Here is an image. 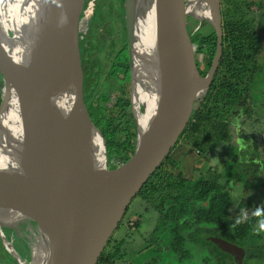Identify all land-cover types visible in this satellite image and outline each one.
<instances>
[{
	"label": "water",
	"instance_id": "95a60500",
	"mask_svg": "<svg viewBox=\"0 0 264 264\" xmlns=\"http://www.w3.org/2000/svg\"><path fill=\"white\" fill-rule=\"evenodd\" d=\"M166 1L127 0L134 155L126 167L109 172L105 138L84 102L79 27L86 0H0V196L7 197L0 203V239L17 264H97L131 202L179 138L189 105L207 94L223 52L221 0H202L203 15L185 12V20L210 24L218 37L200 87L186 80L191 64L174 73L189 49L174 53L193 31L178 36L188 24L158 37L151 50ZM22 78L39 127L35 140L25 134L16 143L9 119ZM31 219L42 222L45 235L32 250L21 236ZM212 240L244 256L242 248Z\"/></svg>",
	"mask_w": 264,
	"mask_h": 264
},
{
	"label": "trees",
	"instance_id": "16d2710c",
	"mask_svg": "<svg viewBox=\"0 0 264 264\" xmlns=\"http://www.w3.org/2000/svg\"><path fill=\"white\" fill-rule=\"evenodd\" d=\"M114 1V0H113ZM107 12L111 20L108 36H98L99 54L96 69L88 65V54L94 47V34L104 21V15L92 17V23L83 39H80V53L84 72V102L92 122L102 132L107 149L109 172L119 171L131 163L134 155L136 124L130 102V66L127 36V0H116ZM87 3V2H86ZM223 24V52L207 94L189 105V114L181 126L179 138L169 153L160 162L136 197L146 202L159 213L157 229H163L164 249L177 254L181 260L192 259L190 245H202L201 264H225L230 255L221 251L208 237L220 234L230 241L246 246L244 264L250 260H264V208L255 216L246 219L231 214L232 194L220 178H232L250 187L249 177L256 178L258 167L233 159L225 163L223 173L208 178L199 175L188 178L182 170L175 171L173 152L179 144L190 146L199 155L211 153L213 148L230 138V119L245 106L246 112L254 110L253 87L257 76L264 74V0H221ZM106 15V14H105ZM188 34L187 41L178 48L187 50L195 47L203 55L198 64H191L186 70V80L200 87L211 68L217 51V34L206 23ZM188 25L185 34L190 29ZM205 30L203 31V29ZM81 35V33H79ZM110 42L107 44V40ZM111 47V51L106 50ZM174 55V54H173ZM120 85L117 101L109 102V89ZM4 92L3 78L0 81V103ZM257 154L258 146L252 145ZM229 153L237 156L238 147L229 144ZM254 154V156H256ZM250 165V166H249ZM135 197V198H136ZM251 206L249 201H238L237 211ZM130 206L126 210L129 212ZM125 214V216H126ZM125 218V217H124ZM121 221L118 229L123 225ZM126 240L108 241L97 264H116L124 261L122 251ZM10 262H17L3 247ZM204 254V255H203ZM7 258V259H8ZM0 257V264H4ZM7 263V261H5ZM144 264H160L152 258Z\"/></svg>",
	"mask_w": 264,
	"mask_h": 264
},
{
	"label": "rangeland",
	"instance_id": "374dc122",
	"mask_svg": "<svg viewBox=\"0 0 264 264\" xmlns=\"http://www.w3.org/2000/svg\"><path fill=\"white\" fill-rule=\"evenodd\" d=\"M259 1V0H252ZM98 3V1L96 0ZM104 10L111 9V0H102ZM96 4L94 10L96 11ZM102 6L98 8V17L102 16ZM106 15V23H102L98 26V33L94 34L95 40L93 41L94 47L91 48L88 54V65L94 70L97 67L98 56L103 54L99 50V38L98 36H108V28L110 29L111 21ZM92 16V14L90 15ZM89 16V17H90ZM85 17V18H89ZM84 21V22H83ZM87 21L81 20L80 24H84ZM107 24V25H106ZM183 31L178 32V36L185 33ZM264 38V37H263ZM110 39L107 40V44ZM264 47V41H263ZM107 51H111V47L106 46ZM104 55V54H103ZM203 59L201 53L196 52L195 47H190L188 51L181 57L178 61L176 70L174 73L183 71L188 64H198V61ZM120 85H116L114 89H109L107 94H109V102L114 103L117 101V94L120 92ZM253 101L254 110L252 114H248L245 110L248 107L242 108L230 119V138L227 142L220 144L219 146L213 148L210 154L206 156L199 155L198 151L190 146L184 144H179L176 150L173 152V161L176 162L175 171L182 170L183 173L188 178H196L199 175H204V177L212 178L214 175V170L222 172L223 166L221 161L225 158V152L227 151L228 144L235 143L240 145L242 151L247 150V152L252 151V145H257L260 151V160L264 167V74L257 76L256 84L253 87ZM264 171V168L262 169ZM264 173V172H263ZM221 175V174H220ZM264 183V181L262 182ZM261 182L256 186L257 189L254 194H245L244 186L240 183H236L233 186V200L242 201L243 199H253L257 203L264 204V188L261 187ZM231 188V187H230ZM231 189V190H232ZM236 207V204H234ZM251 208L244 209L245 214H250ZM159 224V213L155 211L146 202L141 200L139 197L133 199L130 204V210L126 214L123 225L120 226L113 234L114 240H126V249L128 251L127 259L131 260V264H144L150 257L158 256L160 257V264H181L177 260V256L173 255L172 252H167L164 249V234L163 229H157ZM202 245H190L192 249V255L198 256L202 255ZM0 257L7 259L5 252L0 248ZM9 259V258H8ZM199 256L191 263L185 264H199ZM252 264H264V260H250ZM4 264H14L13 262L4 261ZM116 264H126L124 261H119Z\"/></svg>",
	"mask_w": 264,
	"mask_h": 264
},
{
	"label": "bare ground",
	"instance_id": "6f19581e",
	"mask_svg": "<svg viewBox=\"0 0 264 264\" xmlns=\"http://www.w3.org/2000/svg\"><path fill=\"white\" fill-rule=\"evenodd\" d=\"M166 2L167 4L164 10L165 16L161 22V28L159 31L156 29L152 33V52L155 50L154 48L156 47L158 37L171 33L184 24L192 25V30H197L201 24L193 18L185 20V12L188 10L194 12L196 15H203L207 6L202 0H190L189 4L188 1L184 2L182 0H169ZM19 88L22 91L20 101L18 99L17 106L13 113H11L9 119L10 126L14 129L12 139L16 143L23 140L25 134H28L31 141L35 140L39 127V117L33 104V98L26 95L28 93V83L25 78L21 79ZM3 174L1 173L2 176ZM9 184H11L10 181ZM2 191L7 190L2 189ZM6 198V194L2 193L0 196V203L2 205L6 201ZM41 224L42 222L31 219L23 230L21 235L22 242L27 249L32 250L37 248L45 240Z\"/></svg>",
	"mask_w": 264,
	"mask_h": 264
},
{
	"label": "flooded vegetation",
	"instance_id": "af4514ba",
	"mask_svg": "<svg viewBox=\"0 0 264 264\" xmlns=\"http://www.w3.org/2000/svg\"><path fill=\"white\" fill-rule=\"evenodd\" d=\"M98 1V3L96 2V6L99 4V5H101L102 6V12L104 11V16H105V13H106V11H108V10H104V8H103V5L101 4V1L102 0H97ZM112 2H114V5L116 6L117 5V1L116 0H111V3ZM97 8V7H96ZM95 8V9H96ZM221 9H222V6H221ZM96 15V11L94 10V12H93V14H92V16H90L88 19L87 18H85V16H83L82 15V18H81V20H86L87 22L86 23H84V24H80V27H79V33H81V35H79V45H80V39H83L84 37H85V35L87 34V32H88V28H89V26L91 25V23H92V17H94ZM102 15V14H101ZM223 18V17H222ZM111 21V20H110ZM81 22V21H80ZM84 22V21H83ZM105 22V21H104ZM106 23V22H105ZM206 23H202L200 26H199V28L202 26V27H205L206 25H205ZM107 25V24H106ZM190 27L192 28V25H190ZM198 28V29H199ZM205 30V28L203 29V31ZM209 71V70H208ZM1 79H2V77H1V75H0V81H1ZM130 90H131V84H130ZM129 98H130V96H129ZM132 110V109H131ZM230 144H233V143H230ZM229 145V144H228ZM234 145H236L237 147H238V150H237V152H236V154H237V156H234V154H232V156H231V153H229V150L227 149V151L225 152V158L221 161V164H222V166H223V170H222V172H218L217 170H214V175H213V177H212V179L215 177V175H217V174H222L223 173V171H224V169H225V163H227V162H229V161H231V160H233V159H237V160H239V161H241V162H246V163H250L251 164V166L250 167H258V169H259V172H258V175H257V177L256 178H251V177H249V180L251 181V185H250V187H246V185L245 184H243V183H241V182H238V181H236L235 179H232V178H229V179H227L225 176L224 177H222V178H220V181L221 182H223L225 185H226V187H227V189L231 192V191H233V186L235 185V182L236 183H240V184H242L243 186H244V191H245V194H249V193H251L252 192V194H254V191H256V189H257V186H256V184L258 185L260 182H261V187L262 188H264V183H262L263 181H264V171H262V169L264 168L263 167V163L261 162V160H260V151L258 150V152H257V154L256 153H254L253 151H249V152H247V150H248V148L246 149V150H244V151H242V149H241V147H240V145H237V144H235L234 143ZM208 154H210V153H208ZM254 154H256V156H254ZM204 156H206V154L204 155ZM231 187V188H230ZM232 189V190H231ZM231 194H232V208H231V214H232V216H234L235 218H241V220H244V219H246L248 216H255V213H256V211H258V210H260L261 208H264V204H261V203H257L256 201H255V199L256 198H253V199H248V200H246V201H249V204L251 205V206H247V207H243V208H241V210L240 211H237V204H238V201L236 200V201H234L233 200V192H231ZM254 196H255V194H254ZM234 204H236V207H235V205ZM249 208H251L252 209V211L250 212V214H245L244 212H243V210L244 209H249ZM264 230V229H263ZM264 232V231H263ZM213 243H215L213 240H212V238H219V239H223V240H226V241H228V242H230V243H232V244H234V245H236V246H238V247H240V248H242V250L244 251V256H241L240 254H237V255H234V254H231V253H229V252H227L226 250H224V249H222L219 245H217L216 243V245L218 246V248L221 250V251H225V252H227L229 255H230V257H228V258H226V262H225V264H239V262H238V260L240 259L241 260V264H244V260H245V257H246V246H243L242 245V243H239V242H235V241H230V240H228L226 237H224L223 235H219V236H209L208 237ZM263 241H264V238H263ZM126 244V243H125ZM202 247V246H201ZM203 252V251H202ZM122 254L124 255V262L126 263V264H131V260H129V259H127V256H128V251H127V249H126V245L124 246V249H123V251H122ZM172 254L173 255H176L177 256V258H178V262L179 263H181V264H185V263H191V262H193L194 260H195V258L196 257H198L199 256V261H200V263L199 264H201L202 263V255H198V256H194L192 259H189V258H187V259H184V260H181L180 259V257L177 255V254H175V253H173L172 252ZM204 255V254H203ZM152 258H156V259H158V261L160 262V257H158V256H154V257H150L149 259H152ZM148 259V260H149ZM147 260V261H148ZM5 261H9V259H5ZM143 263H145V262H143Z\"/></svg>",
	"mask_w": 264,
	"mask_h": 264
},
{
	"label": "built area",
	"instance_id": "2783aa9c",
	"mask_svg": "<svg viewBox=\"0 0 264 264\" xmlns=\"http://www.w3.org/2000/svg\"><path fill=\"white\" fill-rule=\"evenodd\" d=\"M86 6L83 12V16L89 17L94 12V6L96 4V0H86Z\"/></svg>",
	"mask_w": 264,
	"mask_h": 264
}]
</instances>
